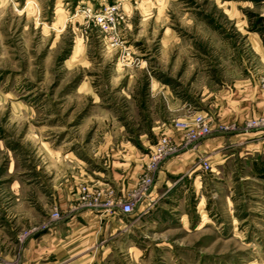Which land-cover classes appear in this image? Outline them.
<instances>
[{"label":"rangeland","instance_id":"obj_1","mask_svg":"<svg viewBox=\"0 0 264 264\" xmlns=\"http://www.w3.org/2000/svg\"><path fill=\"white\" fill-rule=\"evenodd\" d=\"M263 78L264 0H0V264H264Z\"/></svg>","mask_w":264,"mask_h":264},{"label":"crops","instance_id":"obj_2","mask_svg":"<svg viewBox=\"0 0 264 264\" xmlns=\"http://www.w3.org/2000/svg\"><path fill=\"white\" fill-rule=\"evenodd\" d=\"M257 94L259 95L257 100L260 102L259 106H261V104H263V97L260 91ZM254 100H256V98ZM261 135H264V133H261ZM261 135L251 132L243 135L214 136L209 139L203 147H201L198 153L189 152L181 158L169 162L159 173L156 190L151 195L153 197H151L150 202H154L156 196L160 194L159 189L164 185H168L170 177L181 175H187L190 177L192 175H199L197 172L200 168H194V164L196 159L202 154L210 156L213 165L212 167L216 174H221L222 171L232 162V158L235 157L240 159L244 158L245 160L254 161L255 163V158L258 156V145L254 140ZM257 171L254 172L255 175L258 174ZM150 202H145L146 205L144 209L154 206Z\"/></svg>","mask_w":264,"mask_h":264},{"label":"built area","instance_id":"obj_3","mask_svg":"<svg viewBox=\"0 0 264 264\" xmlns=\"http://www.w3.org/2000/svg\"><path fill=\"white\" fill-rule=\"evenodd\" d=\"M262 88L264 89V78L262 79ZM258 119L264 120V110H263L262 116ZM205 120L206 119L201 116V118L197 122L198 126L201 127V130L199 131V133L195 134L193 137V140H196L195 143L204 139L207 136V134L209 133L208 125H207ZM254 122H252V123H254ZM167 142L168 141H164L163 143H161L158 146V148L154 151L152 157H153V160L155 161V163H159V162L163 161L166 158V156L170 155L171 148H169V144ZM122 209H123V212H125V213H130L132 210L130 205H126L125 207H122Z\"/></svg>","mask_w":264,"mask_h":264},{"label":"bare ground","instance_id":"obj_4","mask_svg":"<svg viewBox=\"0 0 264 264\" xmlns=\"http://www.w3.org/2000/svg\"><path fill=\"white\" fill-rule=\"evenodd\" d=\"M256 127L257 132L264 133V120H261L259 123L254 125Z\"/></svg>","mask_w":264,"mask_h":264}]
</instances>
